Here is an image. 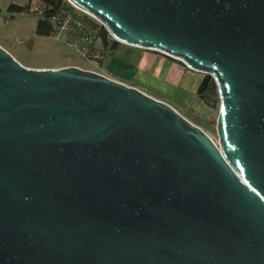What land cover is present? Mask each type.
<instances>
[{
	"label": "water",
	"instance_id": "obj_1",
	"mask_svg": "<svg viewBox=\"0 0 264 264\" xmlns=\"http://www.w3.org/2000/svg\"><path fill=\"white\" fill-rule=\"evenodd\" d=\"M210 76L217 144L103 75L0 47V264H264V0H66Z\"/></svg>",
	"mask_w": 264,
	"mask_h": 264
},
{
	"label": "rangeland",
	"instance_id": "obj_2",
	"mask_svg": "<svg viewBox=\"0 0 264 264\" xmlns=\"http://www.w3.org/2000/svg\"><path fill=\"white\" fill-rule=\"evenodd\" d=\"M28 3L29 0H0V45L10 52V55L24 68L44 70L75 67L85 71L109 74L106 67L110 65L112 69L110 70L111 76H116L117 74L118 77L127 76L132 72L130 65H125L121 61H123L122 57H129L131 51H134L136 48L120 45L112 57L106 56L102 63H98L89 60L83 54V51L75 47L74 42L65 38L63 32H57L54 36L50 37L35 36L34 31L38 19L36 13L16 16L14 19L9 18V15L6 13L9 5L25 6ZM41 7L42 4L40 2L33 1L31 3L32 10H37ZM97 48L101 49L102 47L101 45H97ZM150 97L161 99L156 93H151ZM162 98L174 99L170 102L169 106L193 125L198 126L217 144L215 126L219 103L214 109H209L198 98L190 97L189 95L182 96L179 91L175 94V97ZM176 99H184V106H191V114L179 109L180 103Z\"/></svg>",
	"mask_w": 264,
	"mask_h": 264
},
{
	"label": "trees",
	"instance_id": "obj_3",
	"mask_svg": "<svg viewBox=\"0 0 264 264\" xmlns=\"http://www.w3.org/2000/svg\"><path fill=\"white\" fill-rule=\"evenodd\" d=\"M33 1L40 2L42 7L32 10ZM6 13L10 19L36 13L38 19L34 31L35 36L50 37L65 29L64 32L62 31L65 38L79 43L75 46L86 50L85 56L98 63H102L106 56L112 57L121 45L110 37L101 24L76 10L66 0H29L25 6L9 5ZM97 45H101L102 48H97ZM182 67L186 69L185 66L182 65ZM196 96L209 109H214L219 103L217 87L210 76H203Z\"/></svg>",
	"mask_w": 264,
	"mask_h": 264
},
{
	"label": "crops",
	"instance_id": "obj_4",
	"mask_svg": "<svg viewBox=\"0 0 264 264\" xmlns=\"http://www.w3.org/2000/svg\"><path fill=\"white\" fill-rule=\"evenodd\" d=\"M0 47L2 46L0 45ZM3 49L7 51L5 48ZM8 53L10 54V52ZM122 59L123 61L121 62L125 65H130L132 69L129 75L121 76L119 73L121 77H118V74H115L116 76H111L110 70L112 69L110 65L106 67L107 73L109 74H97L136 88L149 96L151 93H156V95L161 97V99L156 100L166 103L167 105H170V102L174 99H163L162 97H175L178 91L182 96L189 95L190 97L197 98L196 92L204 75L186 70L180 63L161 54L147 50L134 49V51H131L129 57L124 56ZM176 101L180 103L178 106L179 109L191 114V106H184V99H176Z\"/></svg>",
	"mask_w": 264,
	"mask_h": 264
},
{
	"label": "built area",
	"instance_id": "obj_5",
	"mask_svg": "<svg viewBox=\"0 0 264 264\" xmlns=\"http://www.w3.org/2000/svg\"><path fill=\"white\" fill-rule=\"evenodd\" d=\"M64 30H65V29H63L62 31L64 32ZM62 31H61V32H62ZM77 44L79 45V43L76 42L75 45H77ZM75 47H77V46H75ZM77 48L80 49L81 51H83V54L85 55L86 50H84V49H82V48H79V47H77Z\"/></svg>",
	"mask_w": 264,
	"mask_h": 264
}]
</instances>
